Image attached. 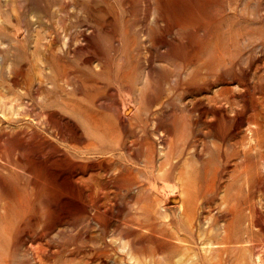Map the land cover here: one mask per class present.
<instances>
[{"label":"rangeland","instance_id":"obj_1","mask_svg":"<svg viewBox=\"0 0 264 264\" xmlns=\"http://www.w3.org/2000/svg\"><path fill=\"white\" fill-rule=\"evenodd\" d=\"M167 3L169 12H161L163 5L157 0H0V143L8 140L9 144L7 149L0 147V177L6 181L8 191L28 192L30 175L17 151L28 146L26 138L33 133L40 143L62 148L78 161L76 154L86 148L85 144L73 132L62 131L50 114L67 117L93 135L94 129L85 117L86 110H91L87 100L90 95L103 96L108 103L124 102L128 108L136 106V117L127 125L129 135L125 139L128 143L141 139L154 148L153 158L147 161L144 153L126 152L115 142L95 139L96 149L109 155L108 173L128 172L137 184L152 188L149 197L144 193L135 195L134 188L121 191V200L119 194L112 195V188L104 186V195L110 192L108 197L114 198L111 210L119 212V217L110 218L104 226L76 217L70 228L50 229L46 239L65 249L44 264H97L90 258L102 249L110 253L108 264H263L264 229L257 226H251L252 242L248 245L241 241L234 249L210 252L205 239L200 241L214 238L228 222L230 216L225 215L222 203L226 193L239 192L243 213L248 215L251 205L264 226V168L257 165L236 179L230 168L223 169L240 146L239 136L247 134V127L253 124L244 122L243 131L235 136L225 121L215 129L210 114L194 116L192 109L200 99L208 107L220 108L210 100L220 91L219 97L225 99L222 102L228 100L231 106L224 120L241 112L250 117V122L258 120L264 127V0ZM187 20L192 22L185 36L189 43L204 40L206 29L214 32L217 42L223 40L227 51L220 58L225 71L191 60L187 72L190 75L186 76L184 72L178 74L175 62L165 58V52L177 45L176 22ZM207 44L213 43L208 40ZM123 76L127 87L121 80ZM168 112L182 116L184 123L177 127L171 142L163 146L158 138L159 121ZM62 163L54 165L52 176L60 175ZM204 168L210 172L202 184ZM214 169L219 172L213 174ZM89 176L84 179L98 190L101 181ZM67 177L68 174L63 180ZM166 181L179 182L182 196L194 206L193 229L198 237L195 248L179 250L168 242L158 248L159 236L174 241L179 224V210L173 202L179 193L164 187ZM48 182L55 184L51 179ZM60 185L48 191L57 204H62L58 199L68 194ZM80 193L77 189L71 195L80 199ZM0 209V264H35L22 243L9 244L2 235L8 217L3 214L1 192ZM245 226L246 222L241 225ZM26 228L38 232L41 224L28 223ZM177 252L180 254L175 256Z\"/></svg>","mask_w":264,"mask_h":264},{"label":"bare ground","instance_id":"obj_2","mask_svg":"<svg viewBox=\"0 0 264 264\" xmlns=\"http://www.w3.org/2000/svg\"><path fill=\"white\" fill-rule=\"evenodd\" d=\"M157 2H160L163 5L161 12H165V11L169 12L170 7L167 3V0H157ZM191 24L192 22L191 21L189 22V20L182 21V22L181 21L176 22L175 40L177 41V45H174L172 48L168 49L165 52V58L168 59L169 61L175 62L174 70L177 71L178 74H181L184 72L186 76L190 75L187 72L189 69L188 62L191 60L194 63H200V64L205 65V67H210V69H220L221 71H225L226 69L225 65L221 62L222 58H220V55H223V53L227 51V49L223 45V40L221 39L219 40V42H217L218 39L215 40L216 37L214 35V32L210 33L206 29L204 32L205 34L204 40L201 39L200 42L196 41L193 43H189L186 40L185 36H186V32L191 30ZM208 40L212 42L213 44L212 45L207 44ZM162 43L164 42L162 41ZM218 43L222 45H219ZM123 77L124 78H121V80L123 84L125 85V87H127V81L125 80V76ZM236 77L238 76L236 75ZM232 92L233 91H231V94ZM221 94L222 92L219 91L218 94H216L217 96H213L210 99L213 102V104H216V105L219 104L220 108L208 107L205 101H203L204 99L203 100L200 99L194 104L193 109H192V114L197 113L199 117H205L207 114H210L209 118H211V116L213 117L212 126L215 129H218L220 126H222V123L225 121L229 126L230 134H233L235 136L237 134L240 135L241 132L243 131V130L241 131V127L244 122L253 124V126L247 127L246 129V131H248L247 134H244V135L242 134L239 136L240 137L239 148L234 150L233 152L234 157L231 159H227L223 166L224 170H227L228 168H230L231 172L233 173V178L236 179V178H239L241 174L248 172V170H251V168L256 169L255 167H257V165L262 166L264 168V127L261 124V122L258 120L257 121L252 120L250 122V117H248L247 115H244L245 113H241V112L240 113L238 112V114L234 116V118H229V119L224 120L223 117L226 115V112L231 109V106L227 102L228 100L225 102H222V100H225V99L222 98L223 96L219 97ZM196 97H198V95ZM87 100L90 103L91 110H86L85 117L88 121V124L94 129L93 135H88L85 130H81L76 123H74L72 120H70L67 117H64V116L57 117L53 114H50V118L54 119L60 125V129L62 131L73 132L77 136V139L80 142L85 144L86 148L83 151L76 154L77 155L76 158L78 159V161H73V159L68 155V153L64 151L62 148L60 149L59 147H56L53 145H47V144L40 143L39 140H37L36 138V134L33 133L32 135L27 136L26 138L28 146H26V148L21 152L17 151L18 158L26 162L27 171L30 175L29 182L27 184L28 192L22 194L17 189H12L11 191H8L6 189V184H5L6 181H4V179L0 177V192L2 194V200H3V214L7 215L8 217V221L4 225L2 235L5 238V241H7L9 244H14L17 241L22 243L25 246L28 255L30 256V259H32L35 262V264H44L49 260L51 261V258L53 257L54 254L58 252L61 253V251L65 249L63 246H57V247L54 246L53 245L54 243L52 244L50 240L46 239L50 229L56 226H62L65 229H67L69 226L71 227V225L74 222L73 220L76 217H84L85 219L99 223V225L101 226H104L105 223H107L106 221H108L110 218L119 217V212L115 211L116 213H113L111 210V208L113 207L112 201L114 202L113 200L114 198L108 197L109 196L108 194H111L110 192H108L107 196L104 195L106 193V192L105 193L103 192L105 189L102 191L104 186L106 187L108 186L109 188H112V195L113 193L114 195H117L123 190L130 191L135 188L136 189L135 195L138 196L139 193L141 194L144 193L145 195L149 197L148 191L152 189V188L150 189L147 188L148 186L144 187L141 184L140 185L137 184L136 179L130 176L128 172H119L118 174L108 173L110 171L109 170V166H110L109 165L110 164L109 155H107L106 153H101L95 147V139H101L105 142L112 141V142H115L116 145H121L123 149H125L126 152L130 151L135 154L144 153L146 160L150 161L153 158V152H154V148H152V146L150 145L148 146V143L145 141H142L141 139H135L132 142L130 141L131 143H128L127 140L125 139V136L127 138L129 135L128 133L129 131H127L126 127L127 125L131 123V120L136 117V113H137L135 109L136 106L135 108H133L132 106L128 108V106L126 107V104L124 102L117 101V100H114L108 103L106 101L107 98H104L103 96L90 95L87 97ZM160 120L161 121H159L160 122L159 129L161 130V134L158 138L160 139L162 145L164 146V145H167V143L171 142L172 140L171 138L172 136H174L177 127L180 124L184 123V119L180 115H176L175 113L174 114L169 113L166 117ZM245 139L247 141H244ZM8 145H9L8 140H5V141L3 140V143H0V147L1 148L4 147V149H7ZM14 145L15 144L11 146H14ZM59 161L63 162L61 165V168L59 169L61 176L60 175L52 176L50 172L51 170H53L54 165H56V163H58ZM209 172L210 170H208L207 168L203 169L202 176L200 179L202 180V184L206 182V178H207L206 176H208ZM218 172L219 170L214 169L213 174H217ZM67 174H68V177L66 178V180L65 179L63 180V177H65ZM87 174L90 175L89 176L90 179L97 178L98 180L101 181V185L98 187L99 188L98 190L93 189L94 185H92L90 182L84 179L85 175L88 176ZM49 179L55 182V184H50L48 182ZM175 180L177 179L175 178ZM56 182L58 183V185L61 184L60 185L61 188H63L66 191V193H68L64 195L63 197H61V199H58L63 202L62 204H57L53 196L48 194V191H50L51 189H54V187L57 186ZM240 183L242 182L240 181ZM245 183L246 182H244L243 185H245ZM163 186L171 190L173 194L179 193L178 198H173V202L176 204V208L179 210V216H178L179 224H178V231L176 233V236L174 237V241L172 240L171 242H169L163 237L159 236V239L161 241L159 242L158 248L160 249L163 248L165 242L176 245V247H178L179 250L181 249L189 250L191 248L197 247L198 244H197L196 239H198V237L195 235V231L193 229L194 218H195L194 206L191 204V202L187 198L182 196L183 190L179 182L171 183L169 181H166L163 184ZM77 189H80L81 191L80 194L83 195V198L81 197L79 199V197L76 198V196L74 197L71 195V192ZM95 193L97 196H95ZM238 193L237 192L234 194L226 193L225 198L222 201V203L226 206L225 215L230 216L228 222L225 224L223 223L224 226L221 227L222 229L216 234L214 238L211 237L212 234L210 233L211 235L210 234L209 235L211 238L206 239L204 237L200 240L202 241L203 239H205L204 243L206 247H210L209 250L207 249L208 251L210 250L221 251L224 249H234L236 244H238L241 241H247L249 245L252 242L251 241L252 237H250L249 235L251 233V226H257V229L259 227L260 230L264 229V226L261 223L260 218L258 217V212L252 209L251 205L248 206V215H245L243 213L244 211L242 207L240 206V203H238L239 201V198L237 197ZM93 195L95 196V198ZM120 199H121V195H120ZM121 214L123 213L121 212ZM113 221H115V219H113ZM148 221H150V219ZM245 222H246V226L241 227V225ZM28 223H32L36 225L41 224V230L38 232H34V233L30 232L26 228V225ZM199 224L200 223L198 222V225ZM149 234L152 236H155L154 233H149ZM244 234L246 235V237L243 236ZM164 235L166 237V234ZM167 244L165 246H167ZM262 245H264V242L262 243ZM253 250H255V248ZM253 250L251 252H253ZM245 251H246V248H245ZM155 252H157V250H155ZM109 254L110 253H108L107 250L102 249L98 252L93 253L90 258V261L91 260L92 262L96 261L97 264H108ZM178 254L180 253L178 252L175 253V256ZM232 254L233 253H231V255ZM155 256L157 255L155 254ZM214 256H218V255L215 254ZM259 257L260 255L257 256V258ZM178 258L179 256L177 257V259ZM220 258L223 259V256ZM84 259H86V257ZM66 260H67V257H66ZM190 263L192 262L190 261ZM243 264H244V261H243ZM259 264H262V263L260 262ZM263 264H264V261H263Z\"/></svg>","mask_w":264,"mask_h":264}]
</instances>
